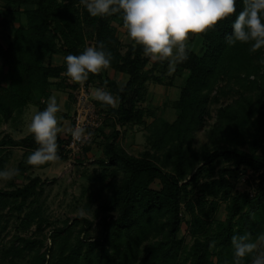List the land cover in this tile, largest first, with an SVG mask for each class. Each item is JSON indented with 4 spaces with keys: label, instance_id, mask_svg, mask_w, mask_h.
<instances>
[{
    "label": "trees",
    "instance_id": "1",
    "mask_svg": "<svg viewBox=\"0 0 264 264\" xmlns=\"http://www.w3.org/2000/svg\"><path fill=\"white\" fill-rule=\"evenodd\" d=\"M13 3L16 7L32 4L33 7L24 9V21L15 27L11 38L6 45H0V59L5 68L2 75L6 84L0 85V115L9 119L14 111L29 102L38 105L39 111L46 108L51 93V85L55 87L66 85L64 61L59 64L45 62L46 56L52 53L79 55L85 50V39H94V46L103 42L105 50L111 52V65L115 71L127 75L122 84L103 72L89 73L88 85L97 84L106 86L108 91L117 96L118 107L102 105L96 101L98 107L114 116L120 124L143 122L147 113L140 103L145 99L147 81H160L153 72V65L145 67L148 56L144 55L143 48L131 41L124 45L115 33V20L123 24L121 14L92 17L80 0H4ZM236 12L226 19L219 21L213 28L199 34L203 44L200 51L188 48L187 60L179 63L188 70L187 76L180 88L179 96L173 101L178 113L173 122L161 120L153 132L152 146L159 147L165 140H170L172 170L163 169L150 156L148 151L140 156L128 153L116 140L118 131L113 129L104 139L103 156L96 160L102 166L100 179H103L108 168L120 169L123 178L114 184L109 199L104 206L116 214L108 220L103 219L101 234L97 239H82L77 237L69 251L61 248L59 253L48 261L44 254H39L32 264H73L77 256L83 255L82 264H89L92 255L98 249L103 255L102 264H133L136 255V246L142 238L149 234V222L156 214L166 215L162 225L165 228V237L169 240H157L147 243L143 247L140 264H166L169 259L177 256L180 241H174L175 233L180 223V203L185 200L192 216H196L193 204L188 197V185L197 183V176L201 171L213 169L220 160L230 162L231 166L220 167L218 178L201 181L198 186L201 197L220 194L226 199V215L223 219L215 221L214 246L220 253L221 259L225 253L231 255L234 264V250L231 246L232 235H242L245 232L252 234V241L264 232V93H259L258 104L254 111L257 117L253 122L254 131L250 138H245L248 150L239 147L241 141L238 133L243 122L250 118L252 108L237 113L227 106L218 108V116L227 124L229 134L226 143L217 145L214 149L206 151L195 172L187 178L191 168L188 165V145H185L186 134L196 127L203 119L209 101V87L213 84L216 72L241 68L248 60L247 51L250 43L237 41L229 45L227 37L232 33V23L243 10L244 0H236ZM264 22V12L261 14ZM56 79V80H55ZM170 81V80H169ZM56 82V83H54ZM106 82V83H105ZM207 89V90H206ZM108 114V115H110ZM113 119V117H112ZM244 119V120H243ZM113 121V120H112ZM257 123V124H256ZM1 143L19 145L27 148H37L32 134L27 133L21 137H2ZM63 138L57 135L58 153L64 152ZM260 171L261 179L256 183L254 193L248 191L231 192L232 185L224 176L225 172L234 175L239 166ZM160 182L159 188H153L150 183L155 179ZM187 178V179H186ZM185 179L183 182H180ZM40 177H31L23 185L10 189H0V208L5 204L18 212L34 200L41 188ZM34 218L33 209L25 211L22 219L28 225ZM83 225L80 231H87L92 221L79 216ZM200 223V218L196 216ZM110 227V230L108 229ZM68 225L59 232L64 233ZM197 229V228H195ZM62 232V233H61ZM57 233L56 235H60ZM64 238V237H63ZM55 239V238H53ZM39 240L25 243V247L32 249L33 244ZM168 244V245H167ZM109 246L112 249H109ZM82 250V251H81ZM116 251V252H113ZM119 253L116 257L115 254ZM82 254V255H81ZM97 254V255H98ZM253 254L246 255L242 264L251 260ZM208 240L195 241L190 251L189 264H211L209 259ZM223 264L229 260L225 258ZM138 264V263H137Z\"/></svg>",
    "mask_w": 264,
    "mask_h": 264
},
{
    "label": "rangeland",
    "instance_id": "2",
    "mask_svg": "<svg viewBox=\"0 0 264 264\" xmlns=\"http://www.w3.org/2000/svg\"><path fill=\"white\" fill-rule=\"evenodd\" d=\"M33 6L32 3L16 7L13 3L0 0V45L5 46L17 24L24 21V9ZM111 23L115 26V33L124 48L125 44L131 42L127 36L126 29L123 24L115 20L111 21ZM94 42L93 38L87 37L84 42L85 48L93 47ZM186 43L187 48L200 51L203 41L199 34L190 33ZM247 54L248 60L244 59L245 65L242 64L241 68L235 69L232 66L231 70L223 69L216 72L213 76V84L208 89L209 101L203 119L186 134L185 145L189 146L188 165L191 168L187 178L203 163L202 156L206 151L214 149L219 144L226 143L229 134V129L226 125H232V123L222 121L219 118L218 108L220 106H227L230 110H235L237 113L247 108H252L250 118L243 122L238 133L239 141H241L239 147L248 150V144L244 140L245 138H250L251 132L254 131L253 122L257 117L254 108L258 104L259 93H264V63H261L264 60V47L255 52L249 50ZM44 61L59 64L64 61V55L60 52L52 53L46 56ZM152 65L154 67L153 72L161 77V80L147 81V89L148 83H156L158 85V88L155 91L153 90L151 99L154 93L158 95L156 99L163 96L164 92L161 89L168 88L170 91L165 93L162 103L159 102L157 104L151 102V99L149 100L150 102L146 103L147 90L145 99L140 103L147 111L143 122L120 124L115 121L114 123V116L108 112L105 114V111L97 105L101 116L97 121L95 119L94 122L98 126L87 125L85 127L86 132L92 133L91 138L87 142L80 144L75 150L66 148L65 144L70 133L68 129H71L74 124V103L78 94L79 84L72 82L69 77L64 75L66 85L63 84L57 88L55 84L51 85L52 96L56 97L60 106V110L56 113L59 122L58 126L62 129L57 135L64 140L62 143L64 152L58 153L60 159L54 163H46L34 167L26 164V159L36 148L0 142V171L10 168L19 169V174L13 177L12 180H0V189H10L23 185L34 176L40 177V186L38 188H41L39 194L35 195L34 200L26 205L21 212L9 208V205L6 204L0 208V264H32L41 253L49 261L51 257L59 253L61 248H64L66 252L69 251L77 237H82L84 240L97 239L100 236L103 219L106 218L108 220L116 214V211L107 210L104 203L109 199L114 184L123 178V172L120 169L108 168L103 179H100L102 166L96 162L97 159L103 156L102 145L104 139L111 134L113 129L118 131L117 142L128 153L140 156L144 151H148L152 159L163 169L172 170L170 151L173 145L170 140H165L159 147L152 146L153 132L161 120L168 122L175 120L178 108L173 105V101L179 96L180 88L188 70L177 63L175 71L169 73L168 61H153L148 57L145 67H151ZM4 68L2 59H0V85L6 84L2 75ZM106 70L103 69L101 72L104 75H108ZM113 70V68L109 67L108 73L111 75L115 71ZM116 74L117 72H115L114 76ZM125 76L127 78L126 74ZM94 83L89 85L91 87L88 86L92 100V90L95 91L101 86L96 82ZM85 84L88 85L87 83ZM93 86L95 87L93 88ZM102 87L103 90L108 91L106 86ZM170 96L177 97L173 99ZM38 111V105L34 104V102H29L20 109L15 110L9 119H5L0 115V140L2 137L12 136L17 138L29 133L28 124L32 116ZM231 165L230 162L220 160L213 169L201 171L197 176V183L192 182L188 185V197L193 204L196 216L200 218V223L196 220V216H192L190 213L186 201L182 200L179 210V228L174 236V241H180V247L177 256L166 261V264H189L190 251L197 240H208L211 264H223L226 261L225 258L229 260L226 262L227 264L232 262L231 255L225 253L224 259H221L217 248L211 246L212 242H214L211 236L214 232L215 221L225 217L227 201L220 194H208L202 198L198 190L201 181L218 178L221 174L219 168ZM224 176L232 185L231 192L248 191L250 194L254 193L256 183L261 179L260 171L255 172L242 165L238 167L234 175L225 172ZM184 180L182 179L180 182ZM150 185L153 188H159L160 182L156 178ZM30 209H33L34 218L27 225L22 217L25 211ZM82 212L84 213L82 217L92 221L91 227L84 232L80 231V227L83 225L82 221L77 219ZM165 219L166 215L160 213L154 215L149 222V234L142 238L136 246L133 264H140L139 259L142 257L143 247L147 243L160 239L167 240L166 243L169 241L165 237L166 231L162 225ZM66 225H68L67 230L60 234L59 230ZM108 229L110 230V227ZM57 233L60 235H56ZM35 239L41 243L39 244L35 241L32 249L25 247L27 241ZM109 249L111 250L112 247L109 246ZM94 253L89 264H102L104 256L98 254V249ZM115 256L118 257L119 253H116ZM82 260L83 255L77 256L73 264H82ZM246 264H251V260Z\"/></svg>",
    "mask_w": 264,
    "mask_h": 264
},
{
    "label": "clouds",
    "instance_id": "3",
    "mask_svg": "<svg viewBox=\"0 0 264 264\" xmlns=\"http://www.w3.org/2000/svg\"><path fill=\"white\" fill-rule=\"evenodd\" d=\"M80 3L92 17L121 14L128 38L142 46L144 55L153 61H168L169 73L175 71L177 63L187 60L186 42L190 33H204L236 12V0H80ZM262 12L264 0H244L243 10L231 25L228 44L252 42L251 52L264 47ZM111 57V52L105 50L103 42H99L97 47L89 46L79 55L65 56L64 74L72 82L83 85L89 73L99 74L101 70L108 69ZM92 98L112 108L119 104L117 97L101 88L92 93ZM42 103H46V108L36 112L28 124V132L33 135L38 147L27 157L26 164L34 167L60 159L57 134L62 129L56 116L60 106L55 96ZM68 131L73 140L80 143L87 142L92 136L80 125ZM18 174V168L5 169L0 171V180H12ZM214 244L212 242L211 246ZM231 246L234 264H242L243 258L253 253L251 264H264V232L258 234L255 241H252L250 232L234 234L231 236Z\"/></svg>",
    "mask_w": 264,
    "mask_h": 264
},
{
    "label": "built area",
    "instance_id": "4",
    "mask_svg": "<svg viewBox=\"0 0 264 264\" xmlns=\"http://www.w3.org/2000/svg\"><path fill=\"white\" fill-rule=\"evenodd\" d=\"M85 83L86 82H84L83 85L79 84L78 86L79 87L78 94L76 96V101L74 103L75 112L73 113L74 124L72 128H75L77 125L83 126L84 128L87 125L98 126L97 124H95L94 121L95 119L97 121V119H99L101 116L100 115L101 113L97 108V104L95 100L91 99V91L88 89L89 85H86ZM89 118H92V119H89ZM80 144L82 143L74 141L73 137L69 133V137L65 144L66 148L75 150L78 148Z\"/></svg>",
    "mask_w": 264,
    "mask_h": 264
},
{
    "label": "crops",
    "instance_id": "5",
    "mask_svg": "<svg viewBox=\"0 0 264 264\" xmlns=\"http://www.w3.org/2000/svg\"><path fill=\"white\" fill-rule=\"evenodd\" d=\"M106 71H107V74H108L109 77H111V78H115V79L117 80V83H118V84H120L121 81L124 82V81L126 80V76H125V73H124V72H119V71H114V70H113L114 72H112L111 75H110V74L108 73L109 68H108ZM115 72H117L116 76H114V75H115ZM119 81H120V82H119ZM121 84H122V83H121ZM90 87H91V86H90ZM94 87H95V86H93V88H94ZM98 88H99V87H98ZM100 88L102 89L103 87L100 86ZM157 88H158V85H156V83H155V84H154V83H150V84L148 83V89H147V90H148V97H147V99H146V100H147L146 103H147V102H150L149 100L151 99V94H152L153 90L155 91V89H157ZM161 91L164 92L163 96L160 95L161 97L158 98V99H156L158 95H157L156 93H154L153 96H152L151 102H155V103H157V104H158L159 102L162 103V100L165 98V93H166L167 91L169 92L170 90H168V88H166V89L164 88V89H161ZM92 92H94V91L92 90ZM52 95H53V93L51 92L50 95H49V97L52 96ZM49 97H48V98H49ZM115 97H117V96H115ZM162 97H163V98H162ZM170 97H171V96H170ZM176 97H177V96H174V97H171V98L175 99ZM48 98H47V100H48ZM47 100H46V101H47ZM164 101H165V100H164ZM144 104H145V102H144Z\"/></svg>",
    "mask_w": 264,
    "mask_h": 264
}]
</instances>
